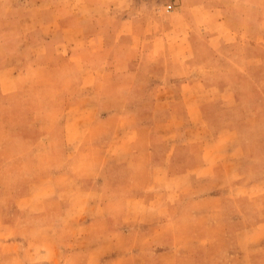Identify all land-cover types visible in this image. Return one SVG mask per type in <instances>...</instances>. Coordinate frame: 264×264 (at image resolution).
Listing matches in <instances>:
<instances>
[{
	"label": "crops",
	"instance_id": "0c3cea01",
	"mask_svg": "<svg viewBox=\"0 0 264 264\" xmlns=\"http://www.w3.org/2000/svg\"><path fill=\"white\" fill-rule=\"evenodd\" d=\"M207 4L0 0V260L264 264V127L236 87L264 31Z\"/></svg>",
	"mask_w": 264,
	"mask_h": 264
},
{
	"label": "rangeland",
	"instance_id": "374dc122",
	"mask_svg": "<svg viewBox=\"0 0 264 264\" xmlns=\"http://www.w3.org/2000/svg\"><path fill=\"white\" fill-rule=\"evenodd\" d=\"M134 3V8L141 13H153L157 16H166L170 13L176 12L180 5L182 0H131ZM198 1V0H197ZM201 1V7L206 6L208 3L210 7L213 8V10H210L211 13H207L204 10V15L206 14L213 16H220L221 15V9H217L215 7H221L222 4H224V12H222V15L227 19V23L229 24V27L234 29H240L243 31H247L250 34H257L260 33V31H264V0H256V2L259 3V6L261 8V11L258 9V12H255L256 15H254V0H199ZM207 4V5H208ZM171 5L170 9H167V6ZM257 5V4H256ZM258 7V6H257ZM211 9V8H210ZM240 15H238V13ZM201 13V10L199 11V14ZM244 50H247V52H241L238 61L240 62V65L245 64L248 59L253 58L254 56H258L262 62L263 65L260 66V68H252L249 71H247V75L240 76L242 77L241 82H239L237 87V94L239 99H241V103L244 105L247 115H250L252 117H256V119L259 120L260 124L264 127V53L263 54H254L253 52H249L247 48V44H242ZM242 69V68H241ZM244 77V79H243ZM233 81H235V76L231 77ZM77 120V119H76ZM117 122L115 124L119 126H126L128 124H133L134 120L131 117L127 116H118L116 118ZM85 125V126H83ZM82 127L87 128L88 126H91V123L89 121L86 122V124H83ZM103 126V125H102ZM91 136H93L92 131ZM82 135V134H81ZM87 135H90L87 133ZM105 139H108V135L104 134ZM109 140V139H108ZM124 141V140H120ZM125 142V141H124ZM104 145L105 143L102 142ZM125 144V143H124ZM123 146V145H122ZM89 153L86 155L85 158L91 157H99L104 158L105 156H109V154L105 153L107 150L104 148L98 149L97 152H95L94 148L87 149ZM86 150V151H87ZM77 152V150H75ZM80 156H83L81 154ZM125 165H111V168L109 165H107L108 172H113L115 174H119L121 176L125 175ZM78 168H82V172L85 171L86 175L93 174L95 171H97L96 166L86 164L84 166H76L75 170L78 172ZM137 171V169H136ZM92 182H87V186L91 185ZM78 198H73V200L77 201ZM63 246V245H61ZM83 258H79L76 255H69L65 260L62 262H58L56 264H83ZM90 264L91 261L89 262ZM86 263V264H89ZM0 264H22L19 261H9V260H0ZM39 264H49L46 263L45 260H39Z\"/></svg>",
	"mask_w": 264,
	"mask_h": 264
},
{
	"label": "built area",
	"instance_id": "2783aa9c",
	"mask_svg": "<svg viewBox=\"0 0 264 264\" xmlns=\"http://www.w3.org/2000/svg\"><path fill=\"white\" fill-rule=\"evenodd\" d=\"M170 8H171V5H168V6H167V9H170Z\"/></svg>",
	"mask_w": 264,
	"mask_h": 264
}]
</instances>
